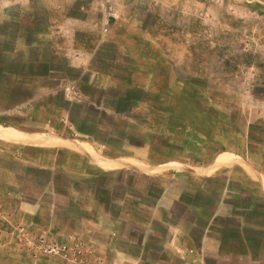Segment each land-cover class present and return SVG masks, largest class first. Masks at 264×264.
I'll return each instance as SVG.
<instances>
[{
    "label": "crops",
    "instance_id": "obj_1",
    "mask_svg": "<svg viewBox=\"0 0 264 264\" xmlns=\"http://www.w3.org/2000/svg\"><path fill=\"white\" fill-rule=\"evenodd\" d=\"M123 17L0 0V264H264V78H180Z\"/></svg>",
    "mask_w": 264,
    "mask_h": 264
},
{
    "label": "rangeland",
    "instance_id": "obj_2",
    "mask_svg": "<svg viewBox=\"0 0 264 264\" xmlns=\"http://www.w3.org/2000/svg\"><path fill=\"white\" fill-rule=\"evenodd\" d=\"M83 4L101 14L106 28L123 15L132 16L163 46L162 57L174 64L180 78L194 72L202 81L211 77V88L216 85L218 93L228 89L239 93L245 87L263 93L264 0H83ZM72 90L77 92L75 83ZM42 101L48 104L50 99Z\"/></svg>",
    "mask_w": 264,
    "mask_h": 264
},
{
    "label": "built area",
    "instance_id": "obj_3",
    "mask_svg": "<svg viewBox=\"0 0 264 264\" xmlns=\"http://www.w3.org/2000/svg\"><path fill=\"white\" fill-rule=\"evenodd\" d=\"M34 251L36 252V255H44V256H55L58 255L59 253H62L64 251V247L56 244V243H48L46 245H41V246H33ZM96 264H106L102 260H97Z\"/></svg>",
    "mask_w": 264,
    "mask_h": 264
}]
</instances>
